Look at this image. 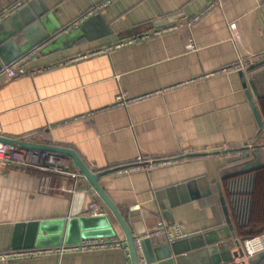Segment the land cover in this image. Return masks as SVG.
I'll list each match as a JSON object with an SVG mask.
<instances>
[{"label": "crops", "instance_id": "obj_1", "mask_svg": "<svg viewBox=\"0 0 264 264\" xmlns=\"http://www.w3.org/2000/svg\"><path fill=\"white\" fill-rule=\"evenodd\" d=\"M106 1L21 0L6 8L7 1L0 0V143L74 151L100 175L102 188L127 215L123 217L135 239L160 223L178 224L189 238L179 241L177 249L188 251L190 239L215 237L214 231L227 227L222 195L237 236L224 180L256 162L258 150L264 166V131L260 133L247 95L257 89L259 97L253 98L264 122V0H224L191 26L34 76L11 79L2 74V67L23 59L28 70L48 68L162 29L173 18L174 24L191 22L212 2L112 0L99 10ZM191 39L195 52L187 50ZM246 62L243 70H230ZM120 94L153 96L115 108ZM223 146L227 151L203 152ZM139 156L174 163L114 173ZM68 163L79 175L76 191L94 195L92 214L110 217L113 239L127 242L76 164ZM74 184L72 178L43 171L12 165L0 169V253L29 250L23 249L30 242L27 228L18 225L68 219ZM260 202L264 204V195ZM165 245V236L153 237L147 252ZM141 260L145 264L144 254ZM0 264L132 263L127 251L117 248ZM192 264L208 262L199 257Z\"/></svg>", "mask_w": 264, "mask_h": 264}, {"label": "water", "instance_id": "obj_2", "mask_svg": "<svg viewBox=\"0 0 264 264\" xmlns=\"http://www.w3.org/2000/svg\"><path fill=\"white\" fill-rule=\"evenodd\" d=\"M6 1V8H9L12 4L21 0ZM175 19L176 18H173L169 23L174 24ZM169 20L170 19L163 20L161 22L167 23ZM254 69L255 67L252 66L248 69V71H252ZM241 80L244 88H246L247 90L248 85L243 72H241ZM247 91L251 108L255 115V119L260 129V133H262L264 131V122L253 98V94L256 97H259V93L255 87L253 94L251 91ZM1 142H3L4 144L12 145L14 147L16 146L21 148H29L58 153L65 155L69 159H71L76 164L78 170L86 179L92 190L109 209L111 217L115 219V221L120 226L121 230L124 232L128 244L131 263L143 264V261L139 257L137 247L135 245V235L133 233V230L131 229L127 220L123 217L115 202L102 188L99 181L100 175L91 171L74 151L62 149L59 147H37L34 145H28L26 143L20 142L13 143V141ZM260 152L261 151L258 150V160L254 163L245 165L240 174L247 173L261 167L262 162ZM84 199L86 200V204L85 207H82L81 204ZM221 201L227 219V227L214 231L212 233L213 235L216 234L217 236L209 237V235H204L197 238L195 237L194 239H190L189 241L191 243V247L186 252L179 251L177 249L178 244L176 243L175 245L171 246L165 245L159 247L158 249L153 250L152 254L150 253V251L147 252V248L150 246V240H145L142 243L145 264H192V260L198 259L199 257L205 259L208 264H259L261 260L264 259V252L252 261L247 262L244 259V252L241 248V245L247 239L237 240V236L234 232V227L230 220V214L226 205V200L223 195L221 196ZM94 203L95 199L91 191H77L71 197V207L68 219L34 222L22 224L20 226L18 225L17 228H27L28 237L30 239L29 244L23 247V249L52 248L60 247L63 244L66 246H73L80 244L83 240L86 239L114 238L116 236V233L109 219L110 217H108L107 215L99 216L92 214V209L90 208V206ZM132 218L133 217H131V219ZM131 219H129L130 222ZM222 240L226 241L223 242ZM232 250L236 251L234 253H231ZM219 252H223L224 254H226V258L222 259V256Z\"/></svg>", "mask_w": 264, "mask_h": 264}, {"label": "built area", "instance_id": "obj_3", "mask_svg": "<svg viewBox=\"0 0 264 264\" xmlns=\"http://www.w3.org/2000/svg\"><path fill=\"white\" fill-rule=\"evenodd\" d=\"M111 2L112 0L106 1L104 4L100 5L98 9L102 10L106 5H108ZM223 2L224 0H212V2L209 3V5L191 22H187L184 24H172L162 29H158L152 32L145 33L141 36L134 37L131 40L126 41L125 43L116 45L115 47H109V48H106L100 51L89 53L87 55H82L81 57L71 59L68 62L57 63L48 68L28 70L25 67V60L23 59V60L15 62L12 65L2 67L1 72L2 74L7 75L11 79L25 77V76H34L44 71H47L49 69L62 67L66 65L67 63L84 60L88 57L94 56L96 54H100L104 51H110L117 47L145 41L153 37L160 36L162 34H165L171 31L178 30L180 28H183L184 26H191L194 22L199 21L203 16L207 15L210 11H212L217 6H220ZM187 50L189 52L197 51L195 44L193 42V39L189 41L187 45ZM247 64L248 62L239 65V67H231L230 70L234 68L243 70L247 66ZM225 71L226 70L223 69L218 72L212 73L211 75H215L217 73H221ZM171 88L172 87L164 89L163 91H157L156 93H153V95L169 91ZM153 95L150 94V95H145L142 97L131 98L125 94H120L116 97L113 107L115 108L126 107L129 104L144 100L145 98H148ZM220 151L225 152L227 151V148L224 146L207 148L203 152L204 153H215V152L217 153ZM68 159L69 158L67 156L58 154V153L36 150V149H29V148L13 147L8 144L0 143V169H4L5 166L7 165H12L16 167L17 169L27 171V172L43 171V172L54 174V175H61L63 177L72 178L75 180V184L72 189V193L74 194L75 192H77L76 191L78 187L77 180L79 178V175L77 172H74L71 169L68 163ZM172 163H174V160H157L152 157L139 156L136 159L135 163L120 167L116 169L114 173H116L117 175H125V174H130V173L138 172V171L152 170L156 167H162V166L169 165ZM96 205L97 204L94 203L90 206V208L94 210L96 208ZM161 235L165 236L170 246L175 245L179 241L189 238L187 233H185V231L180 225L175 224L172 226H167L165 223H160L158 226V229L155 230L154 232L148 233L141 237H137L135 239V245L137 247V251H138L140 258L143 254V249H142L143 241L150 240L153 237L161 236ZM117 248H123L125 251H127L128 259L129 261L131 260L130 255H129L128 244L126 241H121V240L113 239V238H109V239L92 238V239H86L80 244L74 245V246H62L59 248H33L29 250H20V251L17 250V251H12L8 253H0V261L11 262L14 260L37 259V258H41L47 255H52V254L62 255L63 253H84V252H90V251H101V250L117 249ZM242 249L244 252V259L246 261H252L255 258H257L261 253L264 252V234L261 236H257V237L245 240L242 243Z\"/></svg>", "mask_w": 264, "mask_h": 264}, {"label": "trees", "instance_id": "obj_4", "mask_svg": "<svg viewBox=\"0 0 264 264\" xmlns=\"http://www.w3.org/2000/svg\"><path fill=\"white\" fill-rule=\"evenodd\" d=\"M227 202L240 239L264 234V218H260V202L264 195V166L224 180ZM123 216L127 218V215ZM259 264H264V259Z\"/></svg>", "mask_w": 264, "mask_h": 264}, {"label": "rangeland", "instance_id": "obj_5", "mask_svg": "<svg viewBox=\"0 0 264 264\" xmlns=\"http://www.w3.org/2000/svg\"><path fill=\"white\" fill-rule=\"evenodd\" d=\"M256 259V258H255Z\"/></svg>", "mask_w": 264, "mask_h": 264}]
</instances>
